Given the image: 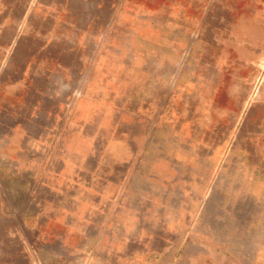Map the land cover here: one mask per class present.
Returning <instances> with one entry per match:
<instances>
[{
    "label": "rangeland",
    "instance_id": "1",
    "mask_svg": "<svg viewBox=\"0 0 264 264\" xmlns=\"http://www.w3.org/2000/svg\"><path fill=\"white\" fill-rule=\"evenodd\" d=\"M0 264H264V0H0Z\"/></svg>",
    "mask_w": 264,
    "mask_h": 264
}]
</instances>
